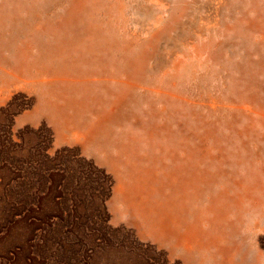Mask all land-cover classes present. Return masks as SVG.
Segmentation results:
<instances>
[{
    "label": "rangeland",
    "instance_id": "obj_1",
    "mask_svg": "<svg viewBox=\"0 0 264 264\" xmlns=\"http://www.w3.org/2000/svg\"><path fill=\"white\" fill-rule=\"evenodd\" d=\"M124 2L121 12L107 13L102 22L120 45L149 41L160 25L157 16L180 18L155 43L159 50L147 61L153 81H145L147 88L114 123L111 143H87L74 129L61 134L39 110L52 86H32L28 78L0 82V264H264V0ZM108 57L101 65L124 62ZM114 76L92 83L99 99L90 102L86 121L96 120L114 99L106 90L117 91ZM126 136L138 139L136 156L146 165L183 164L205 175L195 206L219 203L224 211L205 213L199 246L147 231L142 218L125 208L118 180L130 175L124 161L132 153L121 155L117 140ZM106 155L120 156V165L115 168ZM181 233L182 241L189 240L184 227Z\"/></svg>",
    "mask_w": 264,
    "mask_h": 264
},
{
    "label": "bare ground",
    "instance_id": "obj_2",
    "mask_svg": "<svg viewBox=\"0 0 264 264\" xmlns=\"http://www.w3.org/2000/svg\"><path fill=\"white\" fill-rule=\"evenodd\" d=\"M124 6H125L124 0H0V82L8 83L11 80L25 81V79L28 78L27 83H30L32 86H41V85L52 86V87H48V88H52L51 91H54V92L49 93V94L47 92L45 93V91L43 92L42 95H46V96L45 97L42 96V98L40 100V104H39V110H45L48 113L49 118L55 123V125H60L61 124L60 122H62L61 120L65 121L67 119L66 116H68L69 114H71V113L75 114L73 112H80L77 114H79L81 116V118L84 120L83 131H85L80 136H84V137L88 138L90 141H98L101 139V142L111 143V142H109V140L112 141L113 139L110 135V131H111V128H113L112 126H115L114 123H116L118 121L119 122L122 121L121 118L124 116V112H125V109L127 108V106H129V104L132 103V101L135 102L137 100V98H139L141 96V94L140 95L138 94V91H139V89H145V87H146L144 85L145 81H148L149 82L148 84H151L153 81V79L151 77H149V76H151V74L149 73V70L147 67V64H148L147 61L151 57L152 52L154 54L157 52L158 46L155 43H157L160 39L162 40L165 36H167L172 28L178 26L179 25V18H180L178 15V16L174 17L171 21H166L163 18V16H157L155 21H156V23H160V25H158L157 27H155L153 29L151 36L149 38V41L141 42L139 45H136L135 48H132V46L130 44H125V43H122V41H121V45H126V46L131 47V52H130L129 50H127L126 46L122 47L120 45L119 36H117L115 33H108V34L105 33L106 29L103 27V23H102L104 18L107 17V13H113L114 10H116L117 13H119L124 9ZM230 6H231V4H230ZM243 7H245V6L243 5ZM251 7H252V5H251ZM255 9H257V8H255ZM259 9H260V7H258L257 10H259ZM126 12H128V11H126ZM145 13L147 14L146 11H145ZM122 14H123V12H122ZM185 14H186V12H185ZM233 14H234V12H233ZM232 20H233V18H232ZM234 20L237 21V19H234ZM252 22H254V21H252ZM240 24H242V23H240ZM249 25H251V24H249ZM224 28H225V26H224ZM224 31H226V30H224ZM252 32H254V31H252ZM202 34H203V32H202ZM208 34H209V32H208ZM237 34H238V32H237ZM205 37H206V35H205ZM250 38H252V37H250ZM260 39H261V37H260ZM216 42H217V40H216ZM237 42H239V40ZM258 43H259V41H258ZM214 45H215V43H214ZM250 45L251 44H249V45L247 44V46H250ZM262 47L263 46H261V48ZM206 49H207V47H206ZM220 51H222V50H220ZM101 52L103 53L102 57H101ZM106 55L109 56L108 60L111 59V57H114V58L120 59L118 61L122 60L124 62L120 63V64H118L119 63L118 62L114 65H112V64L101 65L104 62V58ZM233 55H235V54H233ZM257 56H259V55H257ZM121 57L123 59H121ZM260 57L261 56H259V58ZM193 58L194 57H192V59ZM215 68H216V66H215ZM254 68H255V66H254ZM255 70H257V69H255ZM105 75H115L112 78L115 80L114 83L118 84L117 91L113 92L112 90H110L109 87L106 88L107 93L108 92L114 93V99L112 100L111 103L108 104V107L102 108L101 114H98V117L96 120L90 121V122L86 121L85 120V114L91 108L90 102H95L99 99V94L97 92H95V90L93 89L92 83L93 82H97V83L101 82L102 80H104L103 76H105ZM120 75H125V78L123 76L122 77L124 79L118 78ZM77 76H78V78H75ZM233 76H234V74H233ZM214 79H216V78H214ZM158 83H159V81H156V85ZM44 84H47V85H44ZM160 84H161V82H160ZM249 85H251V84H249ZM74 88L79 89V90L75 91ZM153 88L157 91L156 86H154ZM151 90L152 89L148 90V92ZM158 91L160 93L163 92L161 90H158ZM246 94H248V93H246ZM48 95L54 96V100L52 97H51V99H49ZM62 95L65 96L64 99H62ZM69 95H71V96H69ZM169 95L174 96L175 94H169ZM256 95H257V93H256ZM153 96H155V95H153ZM165 96H167V95H165ZM175 96H176V98H179V95H175ZM148 102H150V101H148ZM164 102H166V101H164ZM143 104H144V102H143ZM140 105H141V102H140ZM159 105H161V104H159ZM218 105H219V103H218ZM138 108H140V107H138ZM155 111H156V109H155ZM158 112H159V110H158ZM162 114H160L159 116L161 117ZM60 116L62 117L61 120L59 118ZM132 118H134V117H132ZM140 118H142V117H140ZM157 118H158L157 120H159V117H157ZM130 119L131 118H129V120ZM125 120H124V122H125ZM129 120H127V122ZM78 121H81V120H78ZM126 123H124V125ZM118 124H120V123H118ZM190 124H192V123H190ZM164 129H165V127H164ZM132 130L134 131V128ZM140 130H142V129H140ZM154 130H155V128H154ZM158 131H159V129H158ZM123 132H125V131H123ZM161 132H163V131H161ZM10 133H11V131H10ZM128 133H129V131H128ZM147 133H148V131H147ZM153 133H156V132L153 131ZM142 134H143V132H142ZM14 138H16V137L14 136ZM109 138H111V139H109ZM123 139H124L123 142H119L117 140V144L120 147L119 149H121V152H120L121 155L123 153L127 154L128 151H130V153H132L131 155H127V158L124 161L125 165L129 168L130 163H128V160L130 159V157L136 156V152H137V148H138V146H137L138 139L137 138L133 139V137H127V138H123ZM149 139H150V137H149ZM143 140L145 141V139H143ZM157 141H159V140H157ZM153 144H154V142H153ZM163 144L164 143H162V146H159V147L163 148L164 147ZM177 145L180 146V144H177ZM109 146L110 145L108 144V147ZM172 146H174V145H172ZM193 149H194V147H193ZM172 155L174 156V154H172ZM105 157H106V161L109 162L111 165H113L115 168L118 165H120V163H121L120 156H118L119 158H114V157H111L109 155H106ZM143 163L144 162H140V164H143ZM175 167L176 166H174L173 168H175ZM184 167H185V165H183V164L178 165L174 170L169 171L168 176H167V173L165 172V176H164L165 178H167L171 182L170 188H165L166 194H167V192H169V194H167V197H163V205H164V211H165L164 215L169 216L171 223L175 222V224H169L165 219H163V218L160 219L161 214H159V212L161 211V208L159 207V203L155 202V201H152V204L149 207L150 211H152V212L149 214L150 221H148L147 224H148L149 230L151 232H153L155 235H159L161 237L163 236V237H167V238H171V237L179 238L181 240L180 241L181 244L184 245V243H185L189 247L192 248V247H194L193 243H191L190 241H187V240L182 241V238H181V236L179 234V230H178V223H177L178 216L176 218V215H177V210L180 211L183 215H187V214L191 213V211L195 207V202L200 198V196L202 194V192H201L202 189H200V185L202 184V182L205 181L206 178L204 179L205 175L202 173H197L195 171L192 172L191 170H188L190 173L189 174L190 185L192 187L190 189H193L195 192H191L190 189L182 191L181 193H180V190H178V191L172 190L173 189V183H176V181L179 179L180 173ZM157 196H159V194L155 193L152 196V199H155V197H157ZM216 202H218V201H216ZM222 209H223V207H221L219 203L215 204V212L217 210H219L220 214H221Z\"/></svg>",
    "mask_w": 264,
    "mask_h": 264
},
{
    "label": "crops",
    "instance_id": "obj_3",
    "mask_svg": "<svg viewBox=\"0 0 264 264\" xmlns=\"http://www.w3.org/2000/svg\"><path fill=\"white\" fill-rule=\"evenodd\" d=\"M73 113L75 114L71 113L68 116H66L67 119L65 121L61 120L62 119L61 116L59 117L62 122H60L61 123L60 125H55V126L61 134H64L65 132L72 129L76 130L79 136L82 135L83 132H85L83 131L84 120L81 118L79 114H77L80 112H73ZM99 114H101V111L99 112ZM134 138L136 137H133V139ZM85 139L87 140V143L90 144L98 143V142L101 143V139L98 141H90L86 137ZM104 159L106 160V157H104ZM142 160L143 158L141 159L139 156L130 157V159L128 160V163H130L129 165L130 175L129 176L127 175L126 179L119 178L118 180L119 181L118 194L121 196L125 208L131 210L137 216L139 215L142 218V222L144 224L145 229L147 231H150L147 222L150 221L149 214L152 211H150L149 207L151 206L152 201H155L159 203V207L161 208V211L159 212V214H161L160 219L163 218L169 224H175V222L171 223L169 216L164 215L165 211L163 205V197H167L165 188H170L171 186V182L164 177L165 172L167 173L168 176L169 171L174 170L177 166L175 168H168V167L159 168V166H155L154 164L146 165L145 162L143 164H140ZM189 174L190 173L187 170V168L184 167L180 173L179 179L176 181V183H173L172 190H176V191L180 190L181 193L182 191L192 188L190 185ZM190 191L195 192L193 189H190ZM155 193L159 194V196L155 197V199H152V196ZM206 207H208V205ZM199 208H200L199 206L197 207L195 206L191 211V213L187 215H183L180 211L177 210V215H176V218L178 216L177 223H178V230L180 236L182 235L181 229L182 227H184L186 233H184L183 235L189 238V240L186 239L187 241L193 239L194 242L192 243L194 247L199 246L201 244L200 243L201 238L204 236V232L200 226L201 221L203 222L204 218L206 217L205 213L209 211V208H212L215 211V203L210 204L209 208L205 210ZM223 211L221 212V214L223 213ZM216 212H218L217 215L219 216L221 215L219 210H217ZM190 214L192 215V217H189ZM191 218H193V220H191ZM218 239L219 236L216 234L213 240L216 241ZM230 261L231 260H229L228 263L234 262V261L231 262Z\"/></svg>",
    "mask_w": 264,
    "mask_h": 264
}]
</instances>
